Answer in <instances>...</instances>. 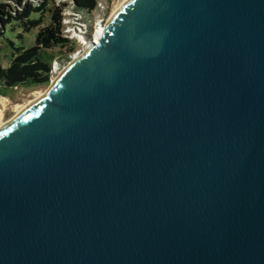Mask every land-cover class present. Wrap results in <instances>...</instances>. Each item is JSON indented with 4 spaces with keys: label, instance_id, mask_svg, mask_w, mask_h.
<instances>
[{
    "label": "water",
    "instance_id": "water-1",
    "mask_svg": "<svg viewBox=\"0 0 264 264\" xmlns=\"http://www.w3.org/2000/svg\"><path fill=\"white\" fill-rule=\"evenodd\" d=\"M0 130V264H264V0H130Z\"/></svg>",
    "mask_w": 264,
    "mask_h": 264
},
{
    "label": "rangeland",
    "instance_id": "rangeland-1",
    "mask_svg": "<svg viewBox=\"0 0 264 264\" xmlns=\"http://www.w3.org/2000/svg\"><path fill=\"white\" fill-rule=\"evenodd\" d=\"M124 0H98L97 7L92 12L80 10L73 0H52L43 16L32 14V19L41 17L42 23L39 27L25 32L20 23H12L6 28L5 35L0 38V64L9 67L16 58L20 49H28L35 45V40L40 28L47 26L56 9H62L63 35L69 40L67 46H58L49 50L55 56L52 63V76L47 84L33 85L30 87L17 86L8 90L6 96H0V109L3 110L5 122L15 120L17 106H24L33 101L35 94L46 92L51 88L53 81L60 73L69 66L76 58L84 52L85 45L95 40L97 28L106 26L112 14L118 8L121 9ZM9 3L13 0H0V4ZM59 68H55L57 66Z\"/></svg>",
    "mask_w": 264,
    "mask_h": 264
},
{
    "label": "trees",
    "instance_id": "trees-1",
    "mask_svg": "<svg viewBox=\"0 0 264 264\" xmlns=\"http://www.w3.org/2000/svg\"><path fill=\"white\" fill-rule=\"evenodd\" d=\"M52 0H13L0 4V38L12 23H20L25 32L41 25L44 12ZM80 10L92 12L98 0H73ZM39 13V19H32V14ZM62 9L58 8L47 26L40 28L35 45L20 49L9 67L0 64V96H6L9 89L17 86L30 87L47 84L52 76V63L55 56L49 52L58 46H67L69 40L63 35Z\"/></svg>",
    "mask_w": 264,
    "mask_h": 264
},
{
    "label": "bare ground",
    "instance_id": "bare-ground-1",
    "mask_svg": "<svg viewBox=\"0 0 264 264\" xmlns=\"http://www.w3.org/2000/svg\"><path fill=\"white\" fill-rule=\"evenodd\" d=\"M128 1H130V0H124L123 1V3H122V6H121V9L125 6V4L128 2ZM121 9H117V10H115L114 11V13L112 14V17H111V19L121 10ZM110 19V20H111ZM105 27L106 26H100L99 28H97V34H96V38H95V40H93V41H95V42H99V39L101 38V36L103 35V32H104V29H105ZM88 44H89V42H88ZM88 44H86V45H88ZM85 45V46H86ZM76 60H74L70 65H72L74 62H75ZM57 79V78H56ZM56 79L53 81V84L52 85H54V83L56 82ZM50 90H51V88L50 89H48L46 92H41V93H37V94H35V99L33 100V101H31V102H29L28 104H26V105H24V106H17L16 108H15V112H16V118L19 116V115H21L24 111H26L27 109H29L31 106H33V105H35L36 103H38V102H40V101H42L48 94H49V92H50ZM15 118V119H16ZM9 123H11V121H8V122H5V120H4V114H3V110L2 109H0V130H2L6 125H8Z\"/></svg>",
    "mask_w": 264,
    "mask_h": 264
},
{
    "label": "built area",
    "instance_id": "built-area-1",
    "mask_svg": "<svg viewBox=\"0 0 264 264\" xmlns=\"http://www.w3.org/2000/svg\"><path fill=\"white\" fill-rule=\"evenodd\" d=\"M55 68H56V69L59 68L58 63H57V66H56Z\"/></svg>",
    "mask_w": 264,
    "mask_h": 264
}]
</instances>
